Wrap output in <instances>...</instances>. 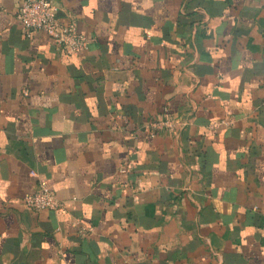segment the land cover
Returning a JSON list of instances; mask_svg holds the SVG:
<instances>
[{
  "label": "crops",
  "instance_id": "0c3cea01",
  "mask_svg": "<svg viewBox=\"0 0 264 264\" xmlns=\"http://www.w3.org/2000/svg\"><path fill=\"white\" fill-rule=\"evenodd\" d=\"M56 2L79 55L0 0V264H264V0Z\"/></svg>",
  "mask_w": 264,
  "mask_h": 264
},
{
  "label": "built area",
  "instance_id": "2783aa9c",
  "mask_svg": "<svg viewBox=\"0 0 264 264\" xmlns=\"http://www.w3.org/2000/svg\"><path fill=\"white\" fill-rule=\"evenodd\" d=\"M17 19L27 37H32L37 31H44L69 55H79L89 45L88 36L79 31L75 20L69 22L63 20L56 0H22ZM176 125L175 120L164 117L152 122L150 132L155 135L164 129H175ZM23 201L27 208L36 211L59 210L64 206L56 191L46 182H40L37 191L26 195Z\"/></svg>",
  "mask_w": 264,
  "mask_h": 264
}]
</instances>
